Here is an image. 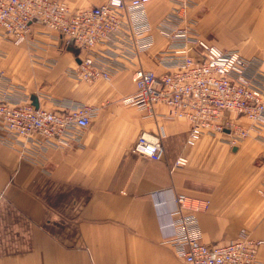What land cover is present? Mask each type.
I'll list each match as a JSON object with an SVG mask.
<instances>
[{
	"label": "crops",
	"instance_id": "0c3cea01",
	"mask_svg": "<svg viewBox=\"0 0 264 264\" xmlns=\"http://www.w3.org/2000/svg\"><path fill=\"white\" fill-rule=\"evenodd\" d=\"M54 1L76 12L107 0ZM170 7L168 0H153V47L129 61L116 57L110 81L73 78L77 58L57 33L39 24L20 42L0 28V74L32 103L47 110L73 103L96 110L80 146L48 149L35 163L0 143V264H186L167 243L174 194L208 201L197 214L200 242L226 244L245 230L260 242L264 264V130L260 136L250 132L235 147L227 134L204 135L188 147L187 121L165 118L162 105L151 115L124 104L136 91V68L165 71L155 54L167 44L158 25ZM189 16L202 39L259 59L264 70V0H196ZM98 50L93 57H100ZM237 122L249 126L245 118ZM142 133L160 137L161 161L133 152ZM180 156L187 162L175 166Z\"/></svg>",
	"mask_w": 264,
	"mask_h": 264
},
{
	"label": "built area",
	"instance_id": "2783aa9c",
	"mask_svg": "<svg viewBox=\"0 0 264 264\" xmlns=\"http://www.w3.org/2000/svg\"><path fill=\"white\" fill-rule=\"evenodd\" d=\"M171 7L158 25L167 44L155 54L165 71L157 75L136 68L132 80L136 91L124 104L154 114L167 108V119L189 123L186 145L195 146L204 135H228L235 147L250 135L264 130V70L259 59H246L237 50H221L202 39L189 16L196 0H168ZM153 0H107L99 6L71 12L54 0H0V28L14 41L26 39L33 24L55 32L67 49L72 40L78 50L72 77L84 82L110 81L111 61L131 60L154 45L148 19ZM98 50L101 57H93ZM103 48V49H102ZM107 49V50H106ZM103 56V57H102ZM95 109L70 104L65 110L34 107L20 86L0 74V143L14 149L18 158L35 163L48 149H71L81 145V132ZM245 118L244 127L237 122ZM133 152L159 162L164 148L158 136L142 133ZM180 156L175 166H183ZM168 213L172 235L167 241L174 255L186 264H261L260 242L241 230L237 238L220 245L200 242L197 214L208 201L174 194Z\"/></svg>",
	"mask_w": 264,
	"mask_h": 264
},
{
	"label": "water",
	"instance_id": "95a60500",
	"mask_svg": "<svg viewBox=\"0 0 264 264\" xmlns=\"http://www.w3.org/2000/svg\"><path fill=\"white\" fill-rule=\"evenodd\" d=\"M67 51L70 52L75 57H77V55L79 53L78 50L73 47L72 40L69 42V45L67 47ZM32 104H33L34 107H36V108L38 107L37 102L35 100H33Z\"/></svg>",
	"mask_w": 264,
	"mask_h": 264
},
{
	"label": "rangeland",
	"instance_id": "374dc122",
	"mask_svg": "<svg viewBox=\"0 0 264 264\" xmlns=\"http://www.w3.org/2000/svg\"><path fill=\"white\" fill-rule=\"evenodd\" d=\"M260 61V60H259Z\"/></svg>",
	"mask_w": 264,
	"mask_h": 264
}]
</instances>
